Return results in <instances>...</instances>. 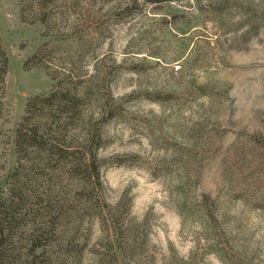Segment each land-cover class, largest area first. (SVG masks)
Here are the masks:
<instances>
[{"label": "rangeland", "instance_id": "rangeland-1", "mask_svg": "<svg viewBox=\"0 0 264 264\" xmlns=\"http://www.w3.org/2000/svg\"><path fill=\"white\" fill-rule=\"evenodd\" d=\"M0 43L1 190L52 67L88 93L76 140L101 120L98 195L117 224L73 213L56 264H264V0H0ZM43 45L49 68L27 69Z\"/></svg>", "mask_w": 264, "mask_h": 264}, {"label": "trees", "instance_id": "trees-1", "mask_svg": "<svg viewBox=\"0 0 264 264\" xmlns=\"http://www.w3.org/2000/svg\"><path fill=\"white\" fill-rule=\"evenodd\" d=\"M48 53L43 45L24 65L27 69L41 63L50 66ZM7 66L0 43V92ZM52 69L56 83L48 93L27 100L16 129V166L6 190L0 189V264H56L52 243L71 222L68 218L80 210L82 214L94 208L103 222L109 219L114 229L117 224L115 212L104 211L98 195L101 120L92 123L89 118V128L80 142L76 140L75 129L84 119L88 93L77 90L82 78L71 69Z\"/></svg>", "mask_w": 264, "mask_h": 264}]
</instances>
